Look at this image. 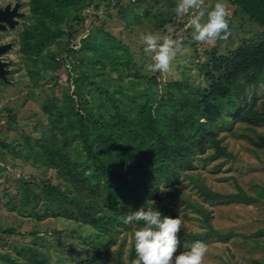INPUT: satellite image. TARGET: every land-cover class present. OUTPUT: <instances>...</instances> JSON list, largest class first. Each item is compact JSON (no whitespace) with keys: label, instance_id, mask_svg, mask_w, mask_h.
Wrapping results in <instances>:
<instances>
[{"label":"trees","instance_id":"obj_1","mask_svg":"<svg viewBox=\"0 0 264 264\" xmlns=\"http://www.w3.org/2000/svg\"><path fill=\"white\" fill-rule=\"evenodd\" d=\"M98 1L110 3V0L87 3ZM122 1L130 6L147 4L146 0H117L119 5ZM80 3L83 0H32V28L22 34L19 46L23 58L29 59L25 66L34 87L44 72L56 73L69 63L68 58L77 56L78 50L67 49L65 45L78 35L77 27L84 23L80 16L68 17V8H76ZM121 6L118 14L122 19L135 15L132 8ZM227 6L231 16L240 15L258 27V38L242 42L227 55L216 57L217 51L207 52L198 71L203 75V86L192 88L185 81L173 82L168 86V96H159L153 104L146 93L130 106L117 104L110 97V114L105 118L94 116L86 105L87 79L83 72L69 77L72 73L69 71L68 85L62 88L57 77L49 76L53 85L43 97L42 109L49 116L50 129L41 140L26 139L24 148L13 154L21 158L30 147L37 149L45 160L46 171H53L58 183L53 184L51 179L37 185L23 182L20 197H15V201L22 213L29 212L38 220L58 217L89 228L92 237L85 244L90 254L84 264H124L123 240L118 244L116 258H107L108 248L117 243L120 230L127 232L133 224L139 226L135 222L125 224L124 216L141 207L147 208L151 201H160L159 187H173L187 177L186 172L195 168L196 157L211 151L214 157L233 160L222 144L223 127L230 128L236 122L249 127L264 124V102H259L257 95L259 85H264V0H227ZM170 22L172 19H162L157 22V28L162 29ZM64 38L67 41L61 44V50L50 52L48 47ZM58 54L62 55L57 57ZM82 63L76 62L77 66ZM111 72L116 79L139 75L130 61L114 63L109 67ZM249 88L251 94L247 96ZM245 138L264 150L263 137ZM0 146L11 150L4 142L0 141ZM196 186L207 202L255 205L264 201V185L253 186V194L239 186L230 194L211 191L203 184ZM181 203L199 213L209 232L181 230L180 241L205 243L210 238L226 237L211 228L208 211L184 200ZM1 233L15 234L12 229L0 228ZM263 234L261 230L254 236ZM16 252L15 257L0 254V262L49 264L34 246ZM134 258L133 242L128 264Z\"/></svg>","mask_w":264,"mask_h":264},{"label":"rangeland","instance_id":"obj_2","mask_svg":"<svg viewBox=\"0 0 264 264\" xmlns=\"http://www.w3.org/2000/svg\"><path fill=\"white\" fill-rule=\"evenodd\" d=\"M88 1L83 0L76 8H68L69 18L80 16L84 19V23L77 27L78 35L66 45L67 40L64 38L48 47L50 52L55 53L61 50V44H64L67 49L78 50L76 57L68 58L69 63L56 73L51 70L44 72L45 74L37 79L38 85L34 87L22 54H16V64L9 78L11 83L0 84V141L9 144L11 149H3L0 146V228L12 229L15 232L14 235L0 234V254L8 253L15 257L16 251L24 250L30 245L39 249L49 264H84L90 254L85 244V240L88 241L92 237L89 228L58 217L38 220L29 212L22 213L15 201V197H20L23 182L37 185L41 181L51 179L53 184L58 183L55 173L46 171L43 166L45 160L37 149L30 147L21 158L13 154L24 148L26 139L41 140L50 129L49 116L42 109L43 97L50 93L53 85L49 76L53 74L57 77V84L62 88L68 85L69 71L72 72L69 77H76L83 72L87 79L84 88L86 105L94 116L107 118V114H110V97L117 104L130 106L138 96L146 93L148 100L153 104L159 96H168V86L173 82L185 81L192 88L203 86L204 78L198 71L199 64L205 59L207 52L217 51L216 57L227 55L242 42L258 38L259 34L256 25L248 23L240 15H230L229 38L202 45L192 39V30L187 25L188 16H176V0H146L147 4L131 6L127 1H122V6L117 0H110V3L98 1L91 5H88ZM214 3L215 0H205V6L208 8ZM117 5L121 8H132L135 15L122 19L118 14L120 8ZM145 8H148L147 11ZM162 19H172V22L158 29L157 22ZM169 27L174 28L176 34L183 36V48L177 59L178 67L168 74L148 73L144 70L147 58L139 41V34L148 31L168 34ZM79 60L83 62L81 66L76 64ZM129 61L139 72L138 77L124 76L116 79L114 72L109 73V67L114 63L126 64ZM72 63L76 64V73ZM70 91H73V85L70 86ZM250 94L249 88L247 96ZM257 95L258 101L264 102V85H259ZM220 136L223 138L222 144L234 159L214 157L211 151L203 157H196L195 168L186 172L187 177H183L173 187H159L160 201H152L153 206L163 215L182 216L184 225L181 230L184 233H208L209 228L199 213L181 203L183 200L189 205L201 206L209 212L211 228L226 237L210 238L205 242L208 251L204 264H264V234L254 236L264 230V201L255 205L207 202L196 186L203 184L220 194L234 193L239 186L245 192L253 194V186L264 185V150L254 147L245 138H264V124L249 127L236 122L230 128L223 127ZM150 206L151 202L148 207ZM136 227L133 224L130 231L120 230L116 236L117 243L108 248V259L116 258L118 244L123 240L122 257L124 264H128L127 257ZM180 242L177 254L185 250L186 246L192 245L186 241Z\"/></svg>","mask_w":264,"mask_h":264},{"label":"clouds","instance_id":"obj_3","mask_svg":"<svg viewBox=\"0 0 264 264\" xmlns=\"http://www.w3.org/2000/svg\"><path fill=\"white\" fill-rule=\"evenodd\" d=\"M177 17L188 16L187 25L192 39L198 44L227 40L231 35L230 12L226 0H215L211 8L205 0H176ZM139 41L147 58L144 70L148 73L168 74L178 67L177 59L183 48V36L169 27L168 34L141 32ZM163 93V87L160 89ZM151 201L150 207H141L124 216L125 224L137 223L133 232L135 258L130 264H204L207 244L196 241L177 254L181 246L179 233L184 225L182 216L163 215Z\"/></svg>","mask_w":264,"mask_h":264},{"label":"flooded vegetation","instance_id":"obj_4","mask_svg":"<svg viewBox=\"0 0 264 264\" xmlns=\"http://www.w3.org/2000/svg\"><path fill=\"white\" fill-rule=\"evenodd\" d=\"M32 19V0H0V68L5 72L0 84L11 83L14 58L21 55L20 37L31 30ZM23 60L25 64L29 61L28 57Z\"/></svg>","mask_w":264,"mask_h":264},{"label":"water","instance_id":"obj_5","mask_svg":"<svg viewBox=\"0 0 264 264\" xmlns=\"http://www.w3.org/2000/svg\"><path fill=\"white\" fill-rule=\"evenodd\" d=\"M4 73H5V72L2 71L1 68H0V78H1L2 80H5Z\"/></svg>","mask_w":264,"mask_h":264}]
</instances>
